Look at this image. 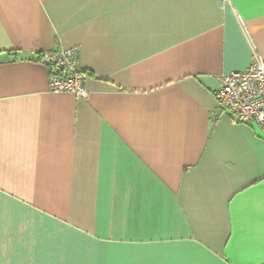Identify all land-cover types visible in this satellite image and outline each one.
Wrapping results in <instances>:
<instances>
[{
  "label": "crops",
  "instance_id": "crops-1",
  "mask_svg": "<svg viewBox=\"0 0 264 264\" xmlns=\"http://www.w3.org/2000/svg\"><path fill=\"white\" fill-rule=\"evenodd\" d=\"M78 47L87 99L50 92ZM264 0H0V264H264V131L220 114Z\"/></svg>",
  "mask_w": 264,
  "mask_h": 264
},
{
  "label": "built area",
  "instance_id": "built-area-1",
  "mask_svg": "<svg viewBox=\"0 0 264 264\" xmlns=\"http://www.w3.org/2000/svg\"><path fill=\"white\" fill-rule=\"evenodd\" d=\"M79 48L73 47L44 52L40 64L51 69L50 92L74 95L87 99L85 75L79 62ZM253 62L245 72L222 77L221 88L216 93L220 114L228 115L240 124L253 125L264 131V59L253 47Z\"/></svg>",
  "mask_w": 264,
  "mask_h": 264
},
{
  "label": "trees",
  "instance_id": "trees-1",
  "mask_svg": "<svg viewBox=\"0 0 264 264\" xmlns=\"http://www.w3.org/2000/svg\"><path fill=\"white\" fill-rule=\"evenodd\" d=\"M40 56H41V55H40ZM40 56H39V57H40ZM39 60H40V59L38 58L37 62H39ZM50 71H51V69H50Z\"/></svg>",
  "mask_w": 264,
  "mask_h": 264
}]
</instances>
